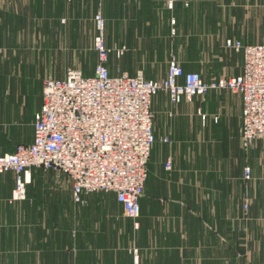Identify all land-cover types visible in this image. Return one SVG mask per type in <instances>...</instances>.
I'll list each match as a JSON object with an SVG mask.
<instances>
[{
	"label": "crops",
	"instance_id": "crops-1",
	"mask_svg": "<svg viewBox=\"0 0 264 264\" xmlns=\"http://www.w3.org/2000/svg\"><path fill=\"white\" fill-rule=\"evenodd\" d=\"M102 1L107 46L126 47L121 57L115 52L110 54L107 65L111 74L121 71L154 79L160 31L174 30L175 25L187 31V9L176 1L170 7V0H87L95 6ZM78 4L79 0H0V94H11L12 101L16 102L17 97V102L27 105L34 102V93H39L40 102L36 103L37 98L35 103L40 110L41 79L50 71L60 73L63 65H56L62 57H51L47 51L49 6L67 8L69 31L74 39L71 11ZM191 24L194 29L195 22ZM195 36L202 39L200 33H185L180 45L187 50V70L192 71V63L198 62L192 56L200 57L203 51L192 42ZM33 46L38 47L33 50ZM28 54L33 56L27 57ZM223 54V62L233 65L225 74H240L243 57L240 63L232 59V54L228 59L224 49ZM95 66L92 64L93 75ZM41 69L43 73H39ZM76 69L84 74L83 69ZM23 76L38 78L34 84L37 88L40 85V91L32 88L29 81H18ZM168 109L170 117L160 115L155 121L157 139L148 165L145 193L140 199L139 226L125 216L114 193L111 196L115 200L109 204L85 194L83 203L71 201V245H63V236L57 235L59 244L49 247L53 233L41 232V245L24 249L25 264H264V196L248 200L240 197L245 189L244 160L251 156L254 182L250 188L264 189V142L258 139L254 143L247 154L250 157L240 153L241 95L224 88L212 89L204 97L195 96L192 101L183 100L176 105L170 102L167 108L157 110ZM14 134L17 144L12 151L19 144L33 141L34 123L32 133L13 131ZM165 137L168 142L163 141ZM4 153L6 150L0 155ZM168 161L170 169L166 167ZM38 170L44 169H32L31 179ZM14 181L13 172L0 175L1 202L11 197ZM31 185L27 186V203L33 200L28 192ZM244 204L249 205L247 209ZM52 219L62 221L56 215L49 223Z\"/></svg>",
	"mask_w": 264,
	"mask_h": 264
},
{
	"label": "built area",
	"instance_id": "built-area-1",
	"mask_svg": "<svg viewBox=\"0 0 264 264\" xmlns=\"http://www.w3.org/2000/svg\"><path fill=\"white\" fill-rule=\"evenodd\" d=\"M175 1L170 0L169 6L173 7ZM95 20L98 33L94 50L98 62L94 75L69 69L64 78L44 80L43 103L35 115L33 141L0 155V175H15L11 202L26 199L34 168L70 177L75 202H83V196L90 192L115 193L125 216L138 227L140 199L145 193L156 142L153 97L163 91L176 105L204 96L211 89L239 93L243 100L241 143L249 150L255 139H264V42L243 44L227 39V48L243 53L242 72L209 83L199 73L186 72L175 58L163 79L121 71L112 75L107 65L110 54L115 52L121 57L126 47H108L105 19L99 13ZM163 141L168 142V137ZM166 167L171 168L170 161ZM252 177L248 166L245 178Z\"/></svg>",
	"mask_w": 264,
	"mask_h": 264
},
{
	"label": "rangeland",
	"instance_id": "rangeland-1",
	"mask_svg": "<svg viewBox=\"0 0 264 264\" xmlns=\"http://www.w3.org/2000/svg\"><path fill=\"white\" fill-rule=\"evenodd\" d=\"M176 2H182L179 5L187 9V31L184 28L180 29L178 25H175L174 30L170 28L168 32L165 30L160 31V53L158 62L153 67L156 75L154 80L166 77L168 73L167 68L173 58L181 63L186 72L199 73L207 83L221 77H231L225 74V71H229L233 65L223 62L226 59L223 49L227 53L228 59L230 58V54H232V59L240 63L242 62L243 53L242 51L227 48L226 40L229 37V39L237 37L243 39L245 42L242 41L243 44L264 42V0H176ZM53 3L55 4V1ZM102 3L103 1L95 6L88 3L87 0H79V4L71 11L73 13L72 27L76 30V32L74 31V39H72L71 32L69 31L71 25L69 23V11L67 8L60 10L55 5L49 6L47 51L51 57L54 54L57 55L58 59L62 57L63 60H58L56 65L59 63L63 65H60V73L54 74L50 71L51 73L49 72L47 76L41 79L43 85L44 80L48 77L56 78L64 76L69 69L81 68L85 76L93 75L94 69L92 64L95 66L98 61L97 52L94 50V38L98 33L95 18L100 13L105 19ZM57 13H60V15ZM193 21L195 22V27L191 29V22ZM106 23L105 19V30ZM65 25L69 26V28L66 29ZM193 32L202 35L201 40L196 38L198 36H195L192 42L200 45L203 50L200 57L199 55L192 56L193 60H198V62L192 63L195 68L194 71L187 70V60H185L187 59V50H184L183 46L180 47L184 42L185 33L193 34ZM37 47L33 46L32 48L35 50ZM30 56L33 55H27V57ZM178 58H181L183 61ZM39 73H43V69ZM29 79L28 76H23L19 77L18 81H29L32 88L35 87L37 91L38 89L40 91V85L37 88L34 84L38 78ZM34 96V98L31 97L34 102L26 105L17 102L18 98L16 95L14 100L17 103L12 101L13 95L0 94V132L2 134L4 132L6 135L10 133L8 137L0 134V153L5 150L7 153L15 151L12 150L17 144V136L13 135V131L14 133L18 131L20 134L32 133L34 116L39 108V105L36 103L40 102L39 93H36V95L34 93ZM37 98L38 100L36 101ZM152 100L154 128L156 131L155 121L157 122L158 116L167 115V117H170L169 113L171 112L169 109L168 111H158L157 109L163 106L167 108V103L170 105V102L168 95L163 91ZM258 139L262 138L255 139L249 150H245L241 143L240 153L243 152L242 155L245 154V158L246 156L250 157L247 154H249V151ZM262 140L264 142V139ZM249 160L252 162L253 157L251 156ZM249 160L248 158L244 160L243 180H245V189L240 194V197L246 200L255 196H264V189L262 191H259V189L254 191L250 188L251 183L254 182L253 177L250 180L245 178L246 167L249 166L253 169L249 164ZM1 181L8 183L7 180L2 178ZM13 183L12 193L16 181ZM31 183L32 185L28 188V192L32 195V201L27 203L29 200L25 201L26 197L24 200L12 202L15 204H10L8 200L11 201L12 193L11 197L5 200V203L0 201V264H25L27 254H24L23 251L24 249H29L30 245H41V242H43L39 236L41 232L44 234L53 233L52 239L47 243L49 247H54L57 243L59 244L57 235L63 236V245H71V201L74 202L75 200L72 198L74 196L70 177L55 173L52 170H38L33 173ZM88 194L92 195L94 199H99L98 202L101 203L109 204L115 200L111 196L113 194L109 192L95 191ZM247 208L245 207V209ZM56 215L62 221L52 219V223H49L50 219ZM259 220L260 222L262 221V219ZM57 226L58 229H55Z\"/></svg>",
	"mask_w": 264,
	"mask_h": 264
}]
</instances>
